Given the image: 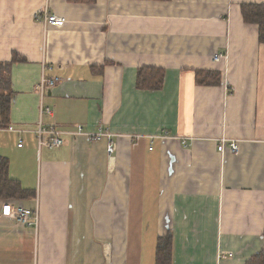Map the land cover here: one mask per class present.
I'll use <instances>...</instances> for the list:
<instances>
[{
	"label": "crops",
	"instance_id": "1",
	"mask_svg": "<svg viewBox=\"0 0 264 264\" xmlns=\"http://www.w3.org/2000/svg\"><path fill=\"white\" fill-rule=\"evenodd\" d=\"M244 3L264 0H0V156L35 190L0 200V264H154L167 232L171 264H244L263 248L264 43ZM44 65L60 81L40 92ZM142 66L163 68L160 89L136 87ZM39 122L110 132L115 150L85 134L40 145ZM5 202L37 209V226L4 217Z\"/></svg>",
	"mask_w": 264,
	"mask_h": 264
},
{
	"label": "trees",
	"instance_id": "2",
	"mask_svg": "<svg viewBox=\"0 0 264 264\" xmlns=\"http://www.w3.org/2000/svg\"><path fill=\"white\" fill-rule=\"evenodd\" d=\"M168 1V0H158ZM244 23L257 25L258 39L264 43V4L244 3L240 7ZM17 56L13 59L16 60ZM8 80V79H7ZM196 80L201 84H215L219 81V74L215 70H196ZM164 81L163 68L142 66L137 69L136 87L138 89H160ZM4 88H7L5 86ZM10 111V94L0 93V116H3L6 123ZM0 124L1 127L4 125ZM9 161L0 156V200H26L35 196V190L24 188L20 182L9 176ZM172 236L171 232L157 238L154 264H171ZM244 264H264L263 248L249 257Z\"/></svg>",
	"mask_w": 264,
	"mask_h": 264
},
{
	"label": "built area",
	"instance_id": "3",
	"mask_svg": "<svg viewBox=\"0 0 264 264\" xmlns=\"http://www.w3.org/2000/svg\"><path fill=\"white\" fill-rule=\"evenodd\" d=\"M43 19L46 21L48 25L60 27L63 26L66 22L65 18L62 16H59L54 13H49L47 10L43 11ZM224 55L221 53H216L213 55L212 59L215 61H219L221 58H223ZM52 70V67L44 65L42 66V73L39 78L38 86L40 89V92H43L46 87H53L55 86L59 81V77H48L45 74V71ZM49 113V108H42L40 109L41 112ZM9 130H13L12 127H8ZM37 136H38V142L40 145H43L45 141L41 137L43 134H51V137L49 138L50 146H57L61 143L60 134H71V135H77V134H85L88 138L92 140H102L106 139L108 142L106 144V151L109 154H112L115 150V144L111 139V133L110 132H104L101 129L97 130H83L81 126H77L74 130L69 131H60L56 128H47L42 126V124L39 122L38 129L36 130ZM226 139H220L221 144L218 146V150L223 149V145L226 143ZM22 145V141H18V146L20 147ZM230 148L234 151L236 150L235 142L229 143ZM1 214L4 217L10 218L18 222L19 224H22L24 226H34L36 227L38 224V211L37 209H29L24 207L23 204L20 203H11V202H5L2 204V210Z\"/></svg>",
	"mask_w": 264,
	"mask_h": 264
},
{
	"label": "rangeland",
	"instance_id": "4",
	"mask_svg": "<svg viewBox=\"0 0 264 264\" xmlns=\"http://www.w3.org/2000/svg\"><path fill=\"white\" fill-rule=\"evenodd\" d=\"M28 205V204H27Z\"/></svg>",
	"mask_w": 264,
	"mask_h": 264
}]
</instances>
